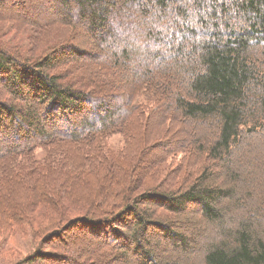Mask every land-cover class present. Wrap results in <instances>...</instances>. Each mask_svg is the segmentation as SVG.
<instances>
[{
  "label": "trees",
  "instance_id": "1",
  "mask_svg": "<svg viewBox=\"0 0 264 264\" xmlns=\"http://www.w3.org/2000/svg\"><path fill=\"white\" fill-rule=\"evenodd\" d=\"M0 19V238L31 244L14 264H264V183L239 157L264 148V0H0ZM74 228L91 240L70 248Z\"/></svg>",
  "mask_w": 264,
  "mask_h": 264
},
{
  "label": "rangeland",
  "instance_id": "2",
  "mask_svg": "<svg viewBox=\"0 0 264 264\" xmlns=\"http://www.w3.org/2000/svg\"><path fill=\"white\" fill-rule=\"evenodd\" d=\"M27 2V0H25ZM33 14L37 15L39 14L38 10H33L32 12ZM7 18V17H6ZM2 19V18H1ZM0 19V20H1ZM7 19L11 20V22L13 21L12 18L8 17ZM43 21V20H42ZM10 22V23H11ZM13 23V22H12ZM14 26V25H13ZM24 27L23 25L21 26H17L16 29L17 33L19 34L20 33V36H26V31H24V29L22 28ZM23 30H22V29ZM22 34V35H21ZM51 33H48V35H50ZM49 38V37H48ZM31 39L29 38V40L27 39V41H30ZM35 40V39H34ZM73 43H77V44H80L81 46H84L86 48V50H88L90 47L87 45L86 43V39L82 36V34L77 37L76 39L73 40ZM87 108L89 109L90 106L87 105ZM81 117L79 118H75L72 123L70 122H65L63 119H59L57 120L56 124L54 125L53 128H55V132H65L66 129L70 128L71 125L73 126V128H75L77 125H79V122L81 121ZM155 124V120L153 119L152 122L150 123V130H157L158 127H160V125H156L154 126ZM168 128L165 130V132H161L159 131V135H163L164 133L167 134V133H172L174 132L175 134V137L179 136L178 137H184V138H187L192 132L191 130H193V128L195 126H189V127H176V126H167ZM196 128V127H195ZM77 129V128H75ZM129 133H131L132 135H135V132H134V128L130 127L128 129ZM159 130V129H158ZM9 138V137H7ZM177 139V138H176ZM263 139V136L260 135L257 140H251L250 144H245L244 146V149H245V152L243 154H241V160L243 162L242 165L246 168V173H248L250 175V178H252L253 176H257V180L252 182V188H255V187H258L260 185H262L264 183V178H262L259 173H258V170L255 165L258 163V159L261 156L264 155V148H262L261 145H259V143L262 141ZM5 140V138H4ZM29 139H27L28 141ZM26 142V140L24 141ZM105 143V146L107 147V149H109L115 156L116 155H119L120 153L123 152L124 148H125V140L123 138V136H121V134H115V135H112L110 137H108L106 139V141L104 142ZM132 150V147H130L127 151H126V154H128V152H130ZM44 156V153H43V150H37L35 152V157L37 160H41ZM183 159V155H179V156H176L174 157L173 159H169V163L168 164H178L179 161H181ZM196 162L197 161H194V160H188V161H183L182 163H184V166H186V168L188 169L189 167H193L196 165ZM188 163V164H187ZM92 178H91V177ZM96 174H95V171L90 169V174H89V177H87L86 179H84V177L82 176L81 178H79L76 182L77 184L74 185L73 187H77V188H81L82 190H78V191H71L72 195L75 196V195H79V194H86L87 193V189L89 188H93L94 186V178H95ZM72 188V187H71ZM77 208V207H76ZM77 211L79 212H82L81 208L77 209ZM40 218L43 217V212H40ZM242 212L241 210H239L238 208L237 209H234V212L232 213L234 216H237V217H240L242 216ZM39 218V219H40ZM0 224L2 225L3 223L0 221ZM78 229H72V230H68L64 233L63 235V238H64V241L68 244V246L70 248H77L79 247L82 243L86 244V241L85 240H91L90 238L88 237H85L87 235H85L84 233H78L77 232ZM22 238H25V237H21V236H15V238L13 239H6V238H0V264H14L15 261H16V255H17V252L21 253L22 255L24 254H27V252L29 251L30 247H31V244L30 242L28 243L27 241H22ZM7 240V241H6ZM90 242H93V244H91V246L89 248H93L94 247V243L98 244L96 240L92 239V241ZM89 241H87V245L90 243ZM86 245V246H87ZM112 245V244H107L105 246L103 245L104 248H109V246ZM54 250V249H53ZM55 251V250H54ZM59 253V250H57ZM92 256V254H90L88 252V258L90 259V257ZM97 260V259H95ZM54 262H57V261H54ZM42 264H53L51 262H46V263H42ZM113 264H125L124 262L122 261H117ZM201 264V263H199Z\"/></svg>",
  "mask_w": 264,
  "mask_h": 264
}]
</instances>
